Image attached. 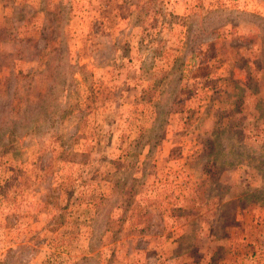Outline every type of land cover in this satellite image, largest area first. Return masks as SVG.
<instances>
[{"label": "rangeland", "instance_id": "rangeland-1", "mask_svg": "<svg viewBox=\"0 0 264 264\" xmlns=\"http://www.w3.org/2000/svg\"><path fill=\"white\" fill-rule=\"evenodd\" d=\"M0 264H264V0H0Z\"/></svg>", "mask_w": 264, "mask_h": 264}]
</instances>
